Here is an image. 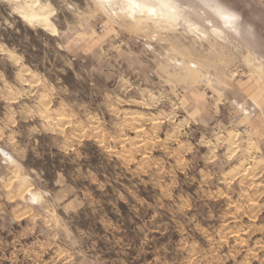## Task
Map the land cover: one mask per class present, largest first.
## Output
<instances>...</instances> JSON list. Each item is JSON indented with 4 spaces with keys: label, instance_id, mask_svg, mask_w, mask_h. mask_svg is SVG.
I'll use <instances>...</instances> for the list:
<instances>
[{
    "label": "rangeland",
    "instance_id": "374dc122",
    "mask_svg": "<svg viewBox=\"0 0 264 264\" xmlns=\"http://www.w3.org/2000/svg\"><path fill=\"white\" fill-rule=\"evenodd\" d=\"M177 1L200 30L0 0V264H264V163L232 154L241 113L215 108L264 82V0Z\"/></svg>",
    "mask_w": 264,
    "mask_h": 264
},
{
    "label": "crops",
    "instance_id": "0c3cea01",
    "mask_svg": "<svg viewBox=\"0 0 264 264\" xmlns=\"http://www.w3.org/2000/svg\"><path fill=\"white\" fill-rule=\"evenodd\" d=\"M238 83L233 84L240 88L231 86L230 90L226 91L225 94L222 91L216 94L218 97L215 108L221 114L230 106V108L244 115L242 123L238 127L230 128L226 125H221L222 140L231 143L229 145H231L233 155H239V157L244 155L247 158L257 157L259 162L264 163V82L252 75L251 78L249 76L242 84ZM234 89H238L237 94L233 93L232 90ZM221 96L223 98H219ZM240 126H246L252 132L246 144L243 143L239 136L238 130ZM0 154L8 164L13 160L10 153L5 150H0ZM8 155L10 156L9 158H4Z\"/></svg>",
    "mask_w": 264,
    "mask_h": 264
},
{
    "label": "bare ground",
    "instance_id": "6f19581e",
    "mask_svg": "<svg viewBox=\"0 0 264 264\" xmlns=\"http://www.w3.org/2000/svg\"><path fill=\"white\" fill-rule=\"evenodd\" d=\"M98 1L99 2L105 1L106 3L110 4L108 5L110 6V8H111V5L113 6L115 3H118V2L124 3L126 4L127 9H129L131 15H135V14H139L141 16L149 15L154 18L164 17L166 19L167 18H170V19L177 18L176 23L179 26L184 27L185 29H188V30H196V31L200 30V25L190 19L191 15L196 12L195 8L191 5L188 6V5L181 4V2H178L177 0H98ZM202 13L205 15V12H202ZM223 16L226 21H230L231 17L225 16V15ZM24 17L26 21L33 20L32 18L29 19V17L27 16H24ZM39 17H40L39 19L37 18L38 21L42 18H45L41 16ZM45 21L47 20H44V22ZM208 25L212 33H214L217 36L223 35L224 32L221 30V28L216 27L210 21L208 22Z\"/></svg>",
    "mask_w": 264,
    "mask_h": 264
},
{
    "label": "built area",
    "instance_id": "2783aa9c",
    "mask_svg": "<svg viewBox=\"0 0 264 264\" xmlns=\"http://www.w3.org/2000/svg\"><path fill=\"white\" fill-rule=\"evenodd\" d=\"M235 75H240V77H244V75L241 73V72H237L235 73ZM244 118V115L243 114H240L238 117H237V120H240V119H243ZM240 125V123H238ZM240 128L243 130V131H247L249 128H247L246 126H240Z\"/></svg>",
    "mask_w": 264,
    "mask_h": 264
}]
</instances>
